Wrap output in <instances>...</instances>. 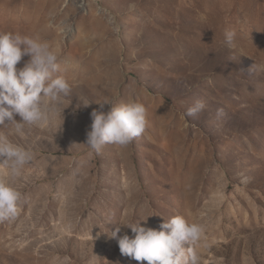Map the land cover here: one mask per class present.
Instances as JSON below:
<instances>
[{
	"label": "rangeland",
	"instance_id": "1",
	"mask_svg": "<svg viewBox=\"0 0 264 264\" xmlns=\"http://www.w3.org/2000/svg\"><path fill=\"white\" fill-rule=\"evenodd\" d=\"M5 32L48 43L71 90L39 124L0 125L33 154L18 176L0 161L22 194L0 264H141L111 231L174 216L202 227L200 264H264V0H0ZM105 99L142 103L147 126L97 153L84 142Z\"/></svg>",
	"mask_w": 264,
	"mask_h": 264
},
{
	"label": "clouds",
	"instance_id": "2",
	"mask_svg": "<svg viewBox=\"0 0 264 264\" xmlns=\"http://www.w3.org/2000/svg\"><path fill=\"white\" fill-rule=\"evenodd\" d=\"M235 36L234 31L225 33L226 48L236 47ZM24 57L29 58L22 67H17ZM255 67L252 64L249 70ZM60 70L58 55L48 43L28 35L0 33V125L14 123L19 133L24 123L32 125L46 120L42 105L49 101L62 102L61 97L71 90L66 79L56 75ZM91 103L84 100L82 106L89 107ZM96 103L99 107L90 113L91 125L84 142L93 151L99 153L105 144L127 146L145 132L147 112L142 103L113 104L107 99ZM106 105L110 106L107 110ZM204 107L203 101H197L188 109L187 116L197 114ZM16 116L20 117L19 121ZM32 159L30 150L0 137V161L9 166L11 175H20L22 167ZM21 197V192L12 184L0 181V222L18 216ZM121 227L131 228L134 235H119ZM202 231L200 225L189 223L183 216H174L164 220L158 229L139 223H120L109 236L116 239L122 256L141 264L145 261L147 264H200L194 245L200 241Z\"/></svg>",
	"mask_w": 264,
	"mask_h": 264
}]
</instances>
